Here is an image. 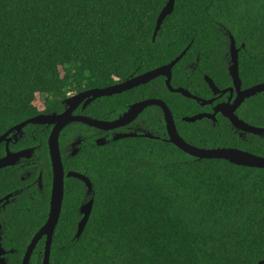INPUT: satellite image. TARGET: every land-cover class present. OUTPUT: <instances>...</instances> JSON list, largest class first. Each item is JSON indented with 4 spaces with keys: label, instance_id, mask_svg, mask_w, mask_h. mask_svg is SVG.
<instances>
[{
    "label": "trees",
    "instance_id": "obj_1",
    "mask_svg": "<svg viewBox=\"0 0 264 264\" xmlns=\"http://www.w3.org/2000/svg\"><path fill=\"white\" fill-rule=\"evenodd\" d=\"M234 1L175 0L153 42L167 0H0V136L39 114L60 111L70 93L120 84L167 65L189 45L174 79L195 51L200 65L213 66L215 22L234 17ZM157 96L178 130L200 133L197 124L181 121L192 109L188 100L164 85ZM139 97L133 91L102 98L84 113L99 115L104 104L112 113ZM154 128L162 137L159 114ZM27 146L23 141L16 147ZM108 148L107 160L96 161L94 204L83 233L75 238L78 206L67 201L49 264H264L263 169L196 160L161 140L127 139ZM250 149L264 157V141ZM14 179L0 175V196ZM16 209L5 215L12 233L21 235ZM10 235L18 252L9 264H20L26 245Z\"/></svg>",
    "mask_w": 264,
    "mask_h": 264
},
{
    "label": "flooded vegetation",
    "instance_id": "obj_2",
    "mask_svg": "<svg viewBox=\"0 0 264 264\" xmlns=\"http://www.w3.org/2000/svg\"><path fill=\"white\" fill-rule=\"evenodd\" d=\"M232 7L233 18L230 17L224 23L215 22L216 32L214 38L217 41H215L213 51L217 53L218 58L214 60L213 66L209 64L200 65V51H195V58L184 62L181 66L180 79H174V68L172 69L171 86L175 89L180 88L187 91L186 96L170 92L166 86V79L159 77L121 94L111 96H119L133 91H139L143 95L137 101L124 105L122 108H117L118 110H114L112 113L107 111L105 104L101 108L99 115L95 114L93 117L84 113L98 100L107 98L101 97L89 104L85 109H82L81 104L73 114L110 122L117 120L128 110L130 105L137 102L154 99L164 102L168 107L167 103L157 96L159 85H164L169 93L188 100L192 107L188 115L181 117V121L185 124H197L199 126L198 131L200 133L194 131L196 133L194 135L182 132L184 129L182 131L178 130L174 115L168 107L173 115L178 134L185 142L197 148H229L257 155L250 151V146L253 143L264 141V0H235ZM234 52L237 53L238 63V76L235 78L229 72L230 67L233 66L231 56ZM243 55L247 56L249 64L246 76L243 73L241 74L243 66L241 63L244 62ZM258 57H263L261 58L262 61H258ZM255 62L259 64L258 69H256ZM74 94L76 93H70L69 96ZM202 103L206 104L202 105ZM61 105L62 109L60 111L54 110L39 115L61 114L66 110L63 101H61ZM158 110L156 107L149 106L134 121L113 130L103 131L82 124H72L59 133L58 146L63 168V197L58 224L62 214L67 209V201L72 205L78 206L76 209L80 217L76 222V229L82 218L80 208L91 199H93L94 204L95 184L92 177L95 172L96 161L99 158H102V161L107 160L108 147L111 143L127 139L161 140L165 142L167 139L165 124L162 114ZM157 114L160 115L163 123L164 131L161 133L162 137L154 135L158 133L157 131L155 132L154 128ZM197 115H202L203 117L194 123L184 121L185 118ZM229 116H235L248 128L261 132V135L237 128ZM28 127H30V130L27 129ZM54 129L55 125H28L23 129V133L17 134L9 143L8 149L12 153H18L22 150L32 151L30 158H21L14 166L0 169L2 177L5 175L7 177H15L10 189H7V192L0 196V246L4 252L0 256V261H3V264H9L11 257L18 252L14 247L16 241L13 240L10 234L14 235L15 239L20 238V242L26 245L20 262L22 264L24 255L32 244L33 239L47 225L53 188L55 189L56 200V174L53 171L49 145ZM130 133H136L137 136L113 140L117 134ZM202 133L205 135H202ZM148 134L158 139L143 136ZM215 137H217L216 142L214 141ZM23 141L29 146L21 149L17 148L16 146ZM35 141L38 143L32 145ZM76 141L81 143L75 146ZM102 142L104 144L99 145ZM0 145H3L4 154L0 157L3 158L6 155V146L5 143ZM84 145H87V148H84ZM84 150H86L85 154L87 153L85 161L80 157V155L84 154ZM69 172L85 177L89 181L91 191L84 180L68 177L67 174ZM12 206L19 207L16 211L20 212L19 215H21L22 227L20 228L24 231L21 235L18 232L12 233L10 219H7L5 215V212ZM58 224L57 226L55 224L53 229L50 256ZM47 241V234L41 235L37 240L31 251L29 264H42ZM7 245H10V247L6 248Z\"/></svg>",
    "mask_w": 264,
    "mask_h": 264
},
{
    "label": "water",
    "instance_id": "obj_3",
    "mask_svg": "<svg viewBox=\"0 0 264 264\" xmlns=\"http://www.w3.org/2000/svg\"><path fill=\"white\" fill-rule=\"evenodd\" d=\"M174 5H175V0H167L166 5L160 12L156 20V26L152 36L153 42L155 41L164 20L173 13ZM188 48L189 46L169 64L161 66L159 68H156L154 70L148 71L144 74L135 77L132 76L126 79V81H124L123 83L112 85L105 88L89 89L83 92L76 93L72 96H69L63 101V104L66 107V110L63 113L51 114V115H37L22 123L17 124L16 126L12 127L6 133L0 136V144L5 143L6 146V155L3 158H0V169H3L9 166H14L21 158L31 157L30 154L32 150H22L18 153H12L8 149L9 143L12 141V138H15L16 135L19 133H23V129L26 126L46 125V124L55 125V129L50 137L49 145L51 151L53 171L54 174H56V180H55L56 200H55V189L53 188V193L50 203V213L48 216L47 225L33 239L32 244L28 247L24 255L22 264H29L31 251L35 246L37 240L43 234L48 235V241L46 242L45 245L42 264H49L51 237L53 234V229L55 227V224L56 226L58 224L60 211H61L62 197H63V168H62V162H61L59 146H58V136L59 133L65 127L70 126L72 124H82L84 126L103 130V131L113 130L118 127L125 126L131 123L132 121H134L145 108L149 106L156 107L159 109L158 111L162 114L163 121L165 124V131L167 135V139L165 140V142L174 145L177 149H179L181 152L185 153L186 155L195 158L196 160H222L238 167H247V168L264 170V157L262 156H257L241 150L229 149V148H220V149L197 148L185 142V140H183L178 134L171 111L166 106V104L160 100L152 99L144 102L134 103L130 105L128 110L124 112L117 120H113L110 122L96 120L86 116H76L73 114L74 111L81 104H82V109H85L89 104H91L93 101H95L98 98L111 97L116 94H121L138 85L146 84L159 77H164L166 79V86L170 92L180 93L186 96L187 91L182 90L180 88H176V89L173 88L170 84V81L172 76V69L184 57ZM231 58H232L233 66L230 67L229 72L230 75L233 78H235L238 76L237 53L234 52ZM204 104L206 103H202V105ZM202 117H203L202 115H197V116L185 118L184 121L187 123H194L197 120H200ZM229 118L232 120V122L237 128L247 132H251V133L253 132L256 135H261V132H257L255 129L248 128L243 122L238 120L235 116L232 117L229 116ZM10 135L12 136L9 137ZM136 136H137L136 133L117 134L113 138V140L115 141V140H121L123 138H133ZM143 136L151 139H158L156 137H152L149 134ZM80 143H81L80 141H76L75 146L79 145ZM103 144H104L103 142L99 143V145H103ZM67 176L84 180L86 184L89 186V190L91 191L89 181L85 177L76 174L74 172H69ZM92 207H93V199H91L88 203H86L80 208V214L82 215V218L77 225L75 238H79L83 233L85 226L91 215ZM55 210H56V214H55ZM2 254H4V252L0 246V256ZM262 263L263 262H261V264ZM0 264H3V261H0Z\"/></svg>",
    "mask_w": 264,
    "mask_h": 264
}]
</instances>
